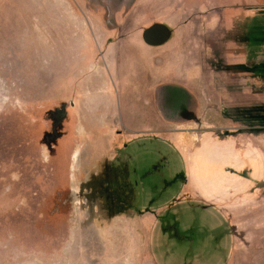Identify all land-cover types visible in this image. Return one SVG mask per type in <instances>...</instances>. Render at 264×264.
Returning <instances> with one entry per match:
<instances>
[{
	"label": "rangeland",
	"instance_id": "rangeland-1",
	"mask_svg": "<svg viewBox=\"0 0 264 264\" xmlns=\"http://www.w3.org/2000/svg\"><path fill=\"white\" fill-rule=\"evenodd\" d=\"M205 3L0 0V264H264V123L251 121L264 102L239 108L233 24L226 56L206 63L218 32ZM88 17L141 36L192 25L198 72H214L198 79V112L189 98L146 135L116 120L80 133L74 38Z\"/></svg>",
	"mask_w": 264,
	"mask_h": 264
},
{
	"label": "crops",
	"instance_id": "crops-1",
	"mask_svg": "<svg viewBox=\"0 0 264 264\" xmlns=\"http://www.w3.org/2000/svg\"><path fill=\"white\" fill-rule=\"evenodd\" d=\"M204 1L207 13L205 25L209 32H218L217 46L213 39L206 42V47L212 50L206 63L211 65L215 61L213 57H216L217 49L220 52L218 58L222 60L221 56H226V23L233 24L232 28L240 37L235 49L240 53L235 59L236 71L243 78L242 91L237 94L238 105L244 110L260 106L264 102V85L260 75L264 62V39L257 36L264 38V31L259 36V29H264V0ZM88 18L92 32H78L77 38H74L76 50L80 54L74 57L77 62V80L72 85L79 95L78 100L70 105L74 110L78 106L80 133L89 138L97 137L103 134L100 131L102 127L116 120L123 125L129 137L146 135L152 129H161V125L175 124L176 118L170 120L167 113L175 114L176 109L181 112L187 109L189 98L195 101V112H198V79H207L214 72L211 67H204V71L198 72L204 60L197 63L192 25L182 20L181 24L171 27L173 31L168 42L152 47L143 42L139 33L111 31L104 25V19L98 21ZM242 38L247 39L244 41L246 43L240 42ZM110 39L115 41L108 42ZM260 51L263 52L262 56L259 55ZM224 61L228 63L226 57ZM88 65L91 68L86 67ZM167 101L171 104V110L168 109ZM189 120L181 118L180 123H188ZM107 137H102V140ZM100 145L104 147V144ZM97 147L100 156L105 147ZM84 149L86 153L89 150ZM93 152L91 147L85 158L88 162ZM260 175L259 171L256 177Z\"/></svg>",
	"mask_w": 264,
	"mask_h": 264
},
{
	"label": "water",
	"instance_id": "water-1",
	"mask_svg": "<svg viewBox=\"0 0 264 264\" xmlns=\"http://www.w3.org/2000/svg\"><path fill=\"white\" fill-rule=\"evenodd\" d=\"M171 38V30L163 24H154L146 29L142 35L143 42L152 47H159Z\"/></svg>",
	"mask_w": 264,
	"mask_h": 264
},
{
	"label": "trees",
	"instance_id": "trees-1",
	"mask_svg": "<svg viewBox=\"0 0 264 264\" xmlns=\"http://www.w3.org/2000/svg\"><path fill=\"white\" fill-rule=\"evenodd\" d=\"M260 69H262V70H264V68H263V66H261V68ZM262 107V106H261ZM251 121H254L255 122V120L259 123H264V109H263V107L259 110V111H257V116H251Z\"/></svg>",
	"mask_w": 264,
	"mask_h": 264
},
{
	"label": "bare ground",
	"instance_id": "bare-ground-1",
	"mask_svg": "<svg viewBox=\"0 0 264 264\" xmlns=\"http://www.w3.org/2000/svg\"><path fill=\"white\" fill-rule=\"evenodd\" d=\"M76 157H77V152L75 153V155H74V157H73V158H75V160H76Z\"/></svg>",
	"mask_w": 264,
	"mask_h": 264
}]
</instances>
